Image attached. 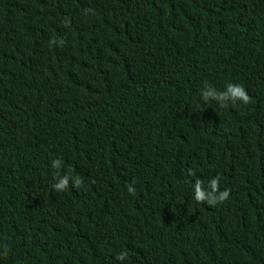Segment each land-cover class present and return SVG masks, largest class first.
I'll list each match as a JSON object with an SVG mask.
<instances>
[{"label": "trees", "instance_id": "1", "mask_svg": "<svg viewBox=\"0 0 264 264\" xmlns=\"http://www.w3.org/2000/svg\"><path fill=\"white\" fill-rule=\"evenodd\" d=\"M0 264H264V0H0Z\"/></svg>", "mask_w": 264, "mask_h": 264}, {"label": "clouds", "instance_id": "2", "mask_svg": "<svg viewBox=\"0 0 264 264\" xmlns=\"http://www.w3.org/2000/svg\"><path fill=\"white\" fill-rule=\"evenodd\" d=\"M227 91H228V94L233 98V103H235V100H240L245 105L251 103V97L247 94L246 90L242 86H240V85L233 86L232 84H229L227 86ZM204 95H205V97H208V96L213 95V92L211 90H209V91L205 92ZM218 180H219V178H218ZM66 185H67V179L65 178V179H62L61 183L59 185H56L55 187L59 191V189L65 188ZM217 185H218V181L216 179H214L211 182L212 188L215 190L217 188ZM129 191L134 192V189L130 187ZM229 194H230L229 190L223 191L218 198L219 203L226 201L229 197ZM205 199H206L205 194L199 190V187H197V193H196L195 200L200 203L201 201H203ZM208 203L212 206L218 204L217 200H215V199H209ZM125 258L126 257H125L124 253H121L118 256V259L121 261L124 260Z\"/></svg>", "mask_w": 264, "mask_h": 264}, {"label": "bare ground", "instance_id": "3", "mask_svg": "<svg viewBox=\"0 0 264 264\" xmlns=\"http://www.w3.org/2000/svg\"><path fill=\"white\" fill-rule=\"evenodd\" d=\"M94 2H95V1H94ZM59 5H60V4H59ZM65 5H67V4H65ZM67 6H68V5H67ZM84 6H85V5H84ZM70 8H71V7H70ZM64 10H65V9H64ZM65 13H66V12H65ZM69 13H70V12H69ZM69 13H68V14H69ZM73 13H74V12H73ZM73 13H72V14H73ZM73 17H74V15H73ZM76 17H77V16H76ZM73 19H74V18H73ZM77 23H78V22H77ZM67 25H69V24H67ZM65 27H66V26H65ZM67 27H68V26H67ZM71 27H72V26H71ZM77 27H78V26H77ZM69 28H70V27H69ZM74 29H75V28H74ZM99 38H100V37H99ZM74 42H75V39H74ZM75 43H76V42H75ZM92 52H93V51H92ZM91 55H92V54H91ZM69 62H70V61H69ZM61 64H62V63H61Z\"/></svg>", "mask_w": 264, "mask_h": 264}]
</instances>
